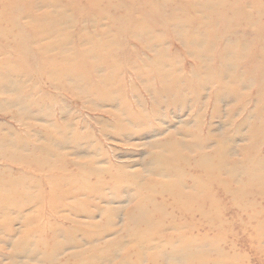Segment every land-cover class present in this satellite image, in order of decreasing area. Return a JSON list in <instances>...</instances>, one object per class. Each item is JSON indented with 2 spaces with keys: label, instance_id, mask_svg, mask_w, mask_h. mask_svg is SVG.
<instances>
[{
  "label": "rangeland",
  "instance_id": "rangeland-1",
  "mask_svg": "<svg viewBox=\"0 0 264 264\" xmlns=\"http://www.w3.org/2000/svg\"><path fill=\"white\" fill-rule=\"evenodd\" d=\"M0 264H264V0H0Z\"/></svg>",
  "mask_w": 264,
  "mask_h": 264
}]
</instances>
